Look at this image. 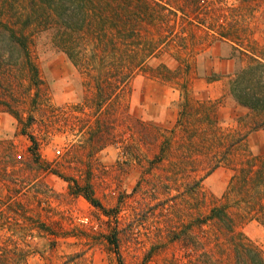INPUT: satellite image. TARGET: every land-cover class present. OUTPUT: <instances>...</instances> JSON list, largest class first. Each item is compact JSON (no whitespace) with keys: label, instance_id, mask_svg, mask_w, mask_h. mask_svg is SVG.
I'll return each instance as SVG.
<instances>
[{"label":"rangeland","instance_id":"rangeland-1","mask_svg":"<svg viewBox=\"0 0 264 264\" xmlns=\"http://www.w3.org/2000/svg\"><path fill=\"white\" fill-rule=\"evenodd\" d=\"M195 13L193 21L178 12L158 35L153 28L149 37L169 42H163L127 86L101 96L64 52L39 37L34 48L43 79L38 93L34 95L35 86L20 93L19 119L0 111L12 116L7 129L0 119L1 171L2 160L11 157L6 168L11 174L0 172V195L19 192L20 201L12 207L20 214L6 210L0 216V238L29 246L26 264H219L215 227L201 221L223 201L241 151L233 148L230 161L204 176L212 165L211 140L204 143L201 134L196 142L189 139L184 119L188 109L183 121L161 126L143 118L139 102L131 104L133 90L145 77L174 88L181 111L185 97L201 101V94L194 93L201 86L194 79L208 77L220 58L234 55L235 69L246 63L233 46L204 36L207 26L235 29L242 40L248 35L264 45V0H206ZM191 21L207 26L197 24L196 29ZM193 31L197 36L190 38ZM181 37L187 38L186 48ZM158 72L163 76L157 78ZM236 111L240 117L222 125L243 130L249 114ZM228 137L233 140L236 133ZM34 140L36 150L30 151ZM246 147L264 153L263 128L248 135ZM78 185H87L101 206L79 192ZM82 216L89 221H81ZM237 220L244 235L264 252V226L256 219ZM222 257L231 264V254Z\"/></svg>","mask_w":264,"mask_h":264},{"label":"trees","instance_id":"trees-1","mask_svg":"<svg viewBox=\"0 0 264 264\" xmlns=\"http://www.w3.org/2000/svg\"><path fill=\"white\" fill-rule=\"evenodd\" d=\"M204 2L206 0H0V111L19 119L16 103L20 93L27 94L32 86L36 87L34 95L38 93L43 79L34 48L39 37H44L55 50L64 52L90 77L97 96H101L103 92L127 86L146 60L157 54L163 42H169L149 37L153 28L160 34L161 29L169 26L167 21L178 16V12L193 20L192 17L197 16L195 12L203 10ZM191 24L195 25L192 21ZM239 26L244 29L243 25ZM207 29L204 36L231 43L246 59L230 76L229 93L249 110L248 121L243 130L224 127V120L216 113L219 100L191 101L185 97L175 124L188 109V117L184 119L189 139L196 142L195 136L201 134L204 143L211 140L208 148L213 151L209 159L212 165L204 176L230 161L233 148L241 151L223 191V201L212 206L201 222H210L215 227L219 237V264H226L222 257L225 254H231V264H264V252L244 235L237 220V216L241 220L256 219L264 226V153H255L246 147L248 135L264 128V45L259 46L248 35V40L246 37L242 40L240 35H235V29L220 26L219 29L207 26ZM190 34V38L197 36L195 31ZM181 43V47L186 48L187 38L181 37ZM159 76L163 73L158 72L156 77ZM231 132L236 133L233 140L228 137ZM33 142L30 151L36 150L37 144ZM9 158L2 160L3 171L0 172L5 176L11 174L6 171L11 165ZM77 189L94 205L101 206L87 185H78ZM17 194L0 195V216L7 215L6 210L19 213L12 208L20 203ZM30 253L29 246L22 247L10 237L0 238V264H26Z\"/></svg>","mask_w":264,"mask_h":264},{"label":"crops","instance_id":"crops-1","mask_svg":"<svg viewBox=\"0 0 264 264\" xmlns=\"http://www.w3.org/2000/svg\"><path fill=\"white\" fill-rule=\"evenodd\" d=\"M222 46L232 47L228 42H221ZM217 63L219 67H213L207 72V76L214 75V78H195L194 83H199L201 86L199 90H195L194 93H200L201 96L197 95V98L203 100H219L216 105V113L222 120L235 119L240 117L236 113L239 108L245 109L247 113L249 110L238 103L234 97L229 93V78L235 71V56H226L220 58ZM213 70H217L214 73ZM216 75V76H215ZM194 85V84H193ZM195 88V86H193ZM180 96L168 84L158 79L143 78L137 89L133 90L132 102L137 101L141 107V114L143 118L153 119L161 126H166L168 122L172 121V124L176 122L179 115V101ZM153 106L154 110L150 111L149 106ZM232 105V109L229 106ZM230 115V116H229ZM230 117V118H228ZM0 119L4 128H9L12 124V116L7 113H0ZM167 123V124H166ZM264 129V128H263Z\"/></svg>","mask_w":264,"mask_h":264},{"label":"built area","instance_id":"built-area-1","mask_svg":"<svg viewBox=\"0 0 264 264\" xmlns=\"http://www.w3.org/2000/svg\"><path fill=\"white\" fill-rule=\"evenodd\" d=\"M56 152H57V153H61V149L58 148V149L56 150ZM81 221L87 223V222L89 221L88 216H82V217H81Z\"/></svg>","mask_w":264,"mask_h":264}]
</instances>
